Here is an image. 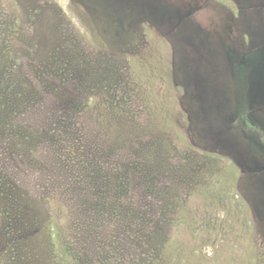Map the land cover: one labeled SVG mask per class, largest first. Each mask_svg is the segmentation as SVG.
Returning a JSON list of instances; mask_svg holds the SVG:
<instances>
[{
  "label": "rangeland",
  "instance_id": "obj_1",
  "mask_svg": "<svg viewBox=\"0 0 264 264\" xmlns=\"http://www.w3.org/2000/svg\"><path fill=\"white\" fill-rule=\"evenodd\" d=\"M0 264H264V0H0Z\"/></svg>",
  "mask_w": 264,
  "mask_h": 264
}]
</instances>
